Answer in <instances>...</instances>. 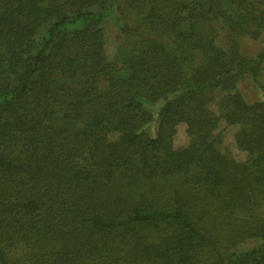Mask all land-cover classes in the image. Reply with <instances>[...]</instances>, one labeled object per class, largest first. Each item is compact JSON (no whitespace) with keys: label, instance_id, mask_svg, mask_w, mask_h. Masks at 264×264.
<instances>
[{"label":"trees","instance_id":"obj_1","mask_svg":"<svg viewBox=\"0 0 264 264\" xmlns=\"http://www.w3.org/2000/svg\"><path fill=\"white\" fill-rule=\"evenodd\" d=\"M245 40L264 0H0V264H264V44Z\"/></svg>","mask_w":264,"mask_h":264},{"label":"rangeland","instance_id":"obj_2","mask_svg":"<svg viewBox=\"0 0 264 264\" xmlns=\"http://www.w3.org/2000/svg\"><path fill=\"white\" fill-rule=\"evenodd\" d=\"M102 27L105 31V41H106V51L110 58H113L115 55V50L120 42V31H119V23L117 20V16L115 15V4L113 6V13L102 23ZM264 43L261 40L251 41L245 40L243 43V49L253 54L255 53ZM243 92L246 95L247 99L254 100L261 97V92L256 91V89L247 86L246 84H242ZM237 130V126L235 125H227L224 121L221 122L219 127V131L223 133V142L221 147L223 150H228L232 153L235 159L244 160L247 156V153L241 151L235 142V133ZM188 136L186 133V124L181 123L178 126L177 133L174 138V143L176 147L184 146L188 143ZM252 244V243H250Z\"/></svg>","mask_w":264,"mask_h":264}]
</instances>
